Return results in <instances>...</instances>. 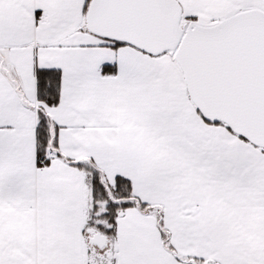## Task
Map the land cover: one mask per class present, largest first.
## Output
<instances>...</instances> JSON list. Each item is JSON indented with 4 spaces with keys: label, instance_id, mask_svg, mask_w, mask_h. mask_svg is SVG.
<instances>
[{
    "label": "snow or ice",
    "instance_id": "6c2138e0",
    "mask_svg": "<svg viewBox=\"0 0 264 264\" xmlns=\"http://www.w3.org/2000/svg\"><path fill=\"white\" fill-rule=\"evenodd\" d=\"M0 264H264V0H0Z\"/></svg>",
    "mask_w": 264,
    "mask_h": 264
}]
</instances>
